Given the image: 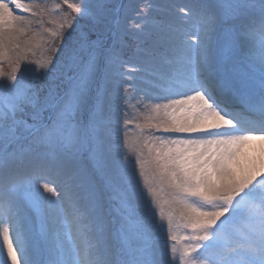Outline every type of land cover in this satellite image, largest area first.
I'll return each mask as SVG.
<instances>
[{
	"label": "snow or ice",
	"instance_id": "6c2138e0",
	"mask_svg": "<svg viewBox=\"0 0 264 264\" xmlns=\"http://www.w3.org/2000/svg\"><path fill=\"white\" fill-rule=\"evenodd\" d=\"M0 264H264V0H0Z\"/></svg>",
	"mask_w": 264,
	"mask_h": 264
},
{
	"label": "rangeland",
	"instance_id": "374dc122",
	"mask_svg": "<svg viewBox=\"0 0 264 264\" xmlns=\"http://www.w3.org/2000/svg\"><path fill=\"white\" fill-rule=\"evenodd\" d=\"M133 164H134V160H133Z\"/></svg>",
	"mask_w": 264,
	"mask_h": 264
}]
</instances>
